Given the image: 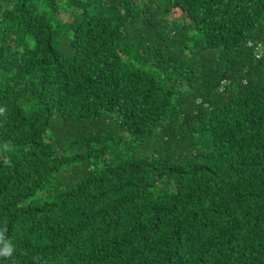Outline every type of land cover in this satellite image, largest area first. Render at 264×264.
Wrapping results in <instances>:
<instances>
[{
	"label": "trees",
	"instance_id": "obj_1",
	"mask_svg": "<svg viewBox=\"0 0 264 264\" xmlns=\"http://www.w3.org/2000/svg\"><path fill=\"white\" fill-rule=\"evenodd\" d=\"M0 264H264V0H0Z\"/></svg>",
	"mask_w": 264,
	"mask_h": 264
},
{
	"label": "clouds",
	"instance_id": "obj_2",
	"mask_svg": "<svg viewBox=\"0 0 264 264\" xmlns=\"http://www.w3.org/2000/svg\"><path fill=\"white\" fill-rule=\"evenodd\" d=\"M12 248L11 245H6V254L11 255Z\"/></svg>",
	"mask_w": 264,
	"mask_h": 264
}]
</instances>
